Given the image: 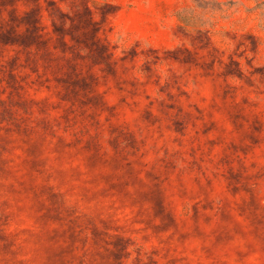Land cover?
Segmentation results:
<instances>
[{
	"label": "rangeland",
	"instance_id": "rangeland-1",
	"mask_svg": "<svg viewBox=\"0 0 264 264\" xmlns=\"http://www.w3.org/2000/svg\"><path fill=\"white\" fill-rule=\"evenodd\" d=\"M0 264H264V0H0Z\"/></svg>",
	"mask_w": 264,
	"mask_h": 264
}]
</instances>
